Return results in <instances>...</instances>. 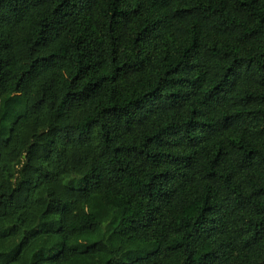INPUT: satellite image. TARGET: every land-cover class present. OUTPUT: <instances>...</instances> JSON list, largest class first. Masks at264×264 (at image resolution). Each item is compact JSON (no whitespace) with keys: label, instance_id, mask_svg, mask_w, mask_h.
<instances>
[{"label":"trees","instance_id":"16d2710c","mask_svg":"<svg viewBox=\"0 0 264 264\" xmlns=\"http://www.w3.org/2000/svg\"><path fill=\"white\" fill-rule=\"evenodd\" d=\"M0 264H264V0H0Z\"/></svg>","mask_w":264,"mask_h":264}]
</instances>
